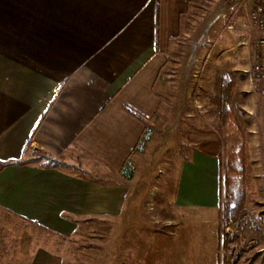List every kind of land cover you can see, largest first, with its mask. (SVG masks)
I'll list each match as a JSON object with an SVG mask.
<instances>
[{
  "label": "crops",
  "instance_id": "1",
  "mask_svg": "<svg viewBox=\"0 0 264 264\" xmlns=\"http://www.w3.org/2000/svg\"><path fill=\"white\" fill-rule=\"evenodd\" d=\"M225 3L0 0V159H22L39 150L88 172L46 168L43 161L5 167L0 211L67 237L76 231L75 218L111 211L113 190L125 193L126 187L90 176L125 182L126 161L134 167L133 177L146 175L140 171L150 168L137 163L144 147L136 145L145 121L161 109L157 81L165 50L186 33L193 17L208 12L213 19L207 33ZM261 122L264 128V74ZM196 156L183 167L185 200L214 206L219 203L218 159ZM4 245L15 248L14 239ZM14 252L0 256L14 258ZM20 256L24 264H62L60 254L44 247Z\"/></svg>",
  "mask_w": 264,
  "mask_h": 264
},
{
  "label": "rangeland",
  "instance_id": "2",
  "mask_svg": "<svg viewBox=\"0 0 264 264\" xmlns=\"http://www.w3.org/2000/svg\"><path fill=\"white\" fill-rule=\"evenodd\" d=\"M212 19L208 12L193 17L186 33L165 50L157 81L161 109L145 121L148 138L137 162L150 168L140 171L146 175L125 182L90 176L127 191L113 190L111 211L75 218L77 228L70 237L1 210L0 252L14 249L17 256H0V264L8 259L10 264L13 259L24 264L19 254H34L38 247L60 254L62 264H226L229 257L237 259L235 264H264V56L262 69L256 71L251 44L231 55L213 54L202 74L195 76L194 59ZM247 69L254 74L253 84ZM229 74L237 78L231 103L238 130L210 101L216 78ZM237 145L244 146L247 157V214L226 226L218 201L198 206L195 200H185L182 172L185 164L204 154L217 158L219 171L226 175L228 154ZM9 239H14L15 248L7 250Z\"/></svg>",
  "mask_w": 264,
  "mask_h": 264
},
{
  "label": "trees",
  "instance_id": "3",
  "mask_svg": "<svg viewBox=\"0 0 264 264\" xmlns=\"http://www.w3.org/2000/svg\"><path fill=\"white\" fill-rule=\"evenodd\" d=\"M264 74V73H263ZM237 78L233 75H219L215 80L214 94L210 101L215 106L218 115L229 122L235 129H240V124L232 107V97L236 89ZM125 108L141 120H145V116L138 110L126 105ZM148 138L146 128L143 138L139 140L136 148L143 146L144 139ZM37 161H43L41 166L50 167H65L74 168L83 173H88L86 170L70 164L63 159L55 157L47 152L34 150L30 155L22 159H0V171L8 166H20ZM220 161V160H219ZM220 166V163H219ZM247 157L243 145H237L231 149L227 157L228 173L223 175L219 171V206L225 225L241 221L247 214V194L249 181L246 174ZM134 167L130 161H126L121 169V174L130 179L133 177ZM230 251V250H229ZM230 254L232 251L229 252ZM235 258H228L226 264H235Z\"/></svg>",
  "mask_w": 264,
  "mask_h": 264
},
{
  "label": "built area",
  "instance_id": "4",
  "mask_svg": "<svg viewBox=\"0 0 264 264\" xmlns=\"http://www.w3.org/2000/svg\"><path fill=\"white\" fill-rule=\"evenodd\" d=\"M251 44L256 58L255 70L262 69L264 48V0H226L224 9L214 18L205 34L200 54L194 59V75L200 76L209 58L236 53ZM254 82V74L248 72Z\"/></svg>",
  "mask_w": 264,
  "mask_h": 264
}]
</instances>
